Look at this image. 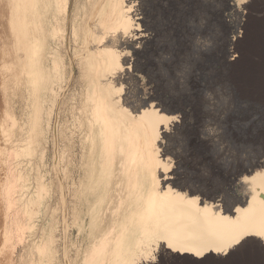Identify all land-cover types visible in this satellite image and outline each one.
I'll return each instance as SVG.
<instances>
[{
  "label": "bare ground",
  "instance_id": "6f19581e",
  "mask_svg": "<svg viewBox=\"0 0 264 264\" xmlns=\"http://www.w3.org/2000/svg\"><path fill=\"white\" fill-rule=\"evenodd\" d=\"M175 3L153 0L144 25L137 0H15L8 13L16 50L11 64H4L8 76L3 78L2 128L14 132L21 146L9 151V161L24 153V146L34 151L41 140L48 144L57 108L75 77L61 129L63 176L71 196L72 264H148L161 241L179 249L172 261L196 263L234 252L225 245L235 244L236 250L254 241L264 244V169L248 161L242 165L243 160L241 167L249 174L234 182L226 203L207 192L202 197L194 189L173 186L170 169L175 161L169 153L187 109L168 83L166 91L148 98L144 90L138 95L129 89L140 73L157 74L151 49L163 42H193L198 24L194 8L177 10L171 6ZM169 21L172 28L161 41L153 28ZM262 44L259 56H264ZM230 56L238 63V54ZM246 60L239 63L244 74L251 72ZM167 62L176 70L170 57ZM172 80L180 87L178 73ZM202 139L214 141L211 133ZM45 147L35 154L39 163ZM37 178V197L25 195V190L16 196V188L25 186L19 184L22 179H9L10 186L7 182L5 200L8 207H17L13 228L6 232L9 236L12 229H29L28 236H19L21 242L31 238L27 259L21 255L20 264H57L56 226L44 202L45 183ZM216 180L226 181L219 175ZM38 212L43 213L42 223Z\"/></svg>",
  "mask_w": 264,
  "mask_h": 264
},
{
  "label": "rangeland",
  "instance_id": "374dc122",
  "mask_svg": "<svg viewBox=\"0 0 264 264\" xmlns=\"http://www.w3.org/2000/svg\"><path fill=\"white\" fill-rule=\"evenodd\" d=\"M14 2L15 0H0V264H20L21 255L23 256L24 254L23 261L26 260L28 244L31 241V238H29L25 242H21L19 238V236H28V228V230L26 228L23 229L25 232H17L12 229L9 236L8 232H6L10 227L13 228L12 220L14 209H16L14 208L16 205L8 207L7 200H5L6 194L4 193L7 191L6 186L10 181L9 179H14V183H18L17 180L19 179L24 181L21 182L19 180V184H25L23 189L14 187L16 190L14 191L13 189V191L16 192V196L20 197L22 191L24 192L25 190V195L37 197L36 182L38 176L45 183L46 187L43 190L44 202L48 207L49 215L51 213L50 217L53 219V223H56L54 225L56 226L57 264H72L71 254L68 250L69 204L71 196L67 190L65 177L63 176L62 151L65 135L61 129H63V123L66 119L65 102L70 97L71 91H73L72 87H74L75 77L57 108L56 117L53 121V132L50 138H48V144H46L47 142L43 143L41 140V144L39 143L38 146H35L34 151L28 149L29 146H24L26 151H23L24 153L21 152L17 159L11 158L12 161H9V151L13 150V147H21L18 144L15 133L5 132L2 128L4 119L3 98L5 97V79L3 78H7L8 76V73L4 72L6 66H9L11 60L14 59V50H16V46H14L16 42L10 36L11 24L8 14ZM213 4L214 0H211L208 5L204 4L201 8H194L195 19L198 24L194 30L192 43L184 44L176 41L165 42L164 44L163 42L164 45L160 43L149 51L150 58L156 63L155 70H157V74L163 80L165 79V85L168 83V89L173 90L174 86L178 90L177 93L180 99L178 98L177 101L187 109L186 122L177 132L176 140L182 141V147L188 150L191 158H195L197 152V133H200L199 139L204 143L210 146L218 145L227 127L230 126L234 130H239L245 125L248 117L264 109V61L262 62L261 60H264V56L257 54L260 51L257 49L264 43V4H261L260 0H251L252 5L246 17H235L224 25H216L214 17L217 9L213 7ZM238 23H242V25ZM230 54H238V59L240 58L241 60L239 59L238 63H236L237 61L234 62L231 60L232 56ZM169 57L172 64L175 65L176 70L168 64L167 59ZM245 58L248 60L252 59V61L246 60V64L248 62L251 63L247 67L249 72H251L247 74H244L242 71L243 64H239ZM260 63L261 65L259 66ZM11 69L15 70L14 68ZM176 73L179 74L182 80L180 87L175 86V80H172ZM139 76L141 78L140 86L144 83L141 88L145 92V97L148 98L150 95L156 94V91L154 92L152 88L155 85L148 84L149 76L143 73H140ZM197 84L201 88L213 85L217 91L223 90L225 93V104L220 117V120L224 122L223 127H221L214 116L210 117L206 110L200 109L197 104ZM229 100H231V103H228ZM207 133H211L212 138L214 137V141L211 143L202 139ZM253 133L255 137H259L261 130L255 128L253 129ZM42 144L46 146V156L39 163L35 154L39 152ZM245 161L248 160L242 158L239 161H234L230 171H225L222 176L219 175L226 180V187H230L232 190L235 187L234 182L237 179L249 174L241 167ZM9 165L11 166L9 167ZM14 167L16 170H14ZM14 171L17 172L13 178L11 175H13ZM20 173L23 175V178L19 177ZM18 177L19 179H16ZM12 184L10 182L8 185ZM32 207L36 211L39 209L38 205L34 202ZM42 216L43 213H37L36 219L41 221L40 223L44 221ZM240 248L242 249V247L238 246L236 250L234 249V252L231 253L232 255L227 254L224 257L217 255L205 263L201 261L197 263L194 261H171V264H264V244L254 241L242 250Z\"/></svg>",
  "mask_w": 264,
  "mask_h": 264
},
{
  "label": "snow or ice",
  "instance_id": "6c2138e0",
  "mask_svg": "<svg viewBox=\"0 0 264 264\" xmlns=\"http://www.w3.org/2000/svg\"><path fill=\"white\" fill-rule=\"evenodd\" d=\"M137 2L143 16L139 22L144 25L149 17V8L155 7V5L153 0H137ZM260 3L264 4V0H260ZM171 6L177 10H181L183 7L201 8L204 6V0H176V3ZM213 7L217 9L214 17L216 25H224L235 17H246L251 8V0H214ZM171 28L172 23L169 21L162 26L154 27L153 31L156 33V37L163 41ZM145 30H147V27ZM145 74L149 75L148 73ZM139 84L140 79L137 77L135 84L129 85V89H136L138 95L142 94L143 89L138 87ZM148 84L155 85L153 87L154 92L158 89L167 90L164 87L165 81L159 74L149 75ZM196 88L198 89L197 104L200 109L206 110L210 117L214 116L223 127L224 122L220 120L225 104L223 90L217 91L213 85L201 88L197 84ZM124 95L128 96L129 92L126 91ZM228 103H231V100ZM255 128L261 130L259 137L254 136L253 129ZM199 136L200 133H197L198 144L195 159L191 158L188 150L182 147L181 140L174 141L172 152L169 153L173 155L175 161L172 169H170L172 177L170 182L173 186H178L181 189L188 188L190 191L194 189V194L198 193L202 197L207 192L209 198L220 197L222 202L226 203L230 198L231 188L225 186L226 182L218 183L216 180L218 175L222 176L225 171H230L233 162L242 158H246L251 167L264 169V109L248 117L245 125L239 130H234L230 126L227 127L218 145L210 146L201 141ZM163 178L164 174L161 173V179ZM225 246L230 251L235 248V244ZM221 251H223V248H221ZM178 253L179 249L174 248L166 241H161L149 257L148 264H171L172 259Z\"/></svg>",
  "mask_w": 264,
  "mask_h": 264
}]
</instances>
